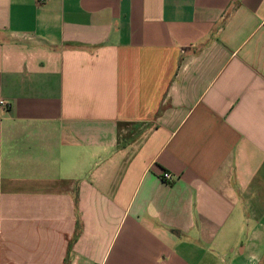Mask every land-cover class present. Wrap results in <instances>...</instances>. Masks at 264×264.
<instances>
[{
	"label": "crops",
	"instance_id": "crops-1",
	"mask_svg": "<svg viewBox=\"0 0 264 264\" xmlns=\"http://www.w3.org/2000/svg\"><path fill=\"white\" fill-rule=\"evenodd\" d=\"M1 101L0 264H264V0H0Z\"/></svg>",
	"mask_w": 264,
	"mask_h": 264
},
{
	"label": "built area",
	"instance_id": "built-area-1",
	"mask_svg": "<svg viewBox=\"0 0 264 264\" xmlns=\"http://www.w3.org/2000/svg\"><path fill=\"white\" fill-rule=\"evenodd\" d=\"M0 104H1V105H5V106H7V104L4 103L3 101H1ZM162 177H163L164 180H170V179L172 178L171 174L168 173V172H164V173L162 174Z\"/></svg>",
	"mask_w": 264,
	"mask_h": 264
}]
</instances>
